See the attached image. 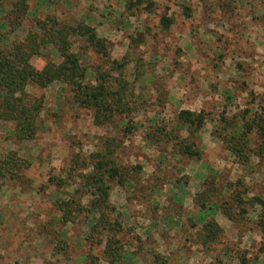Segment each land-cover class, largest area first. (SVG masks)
I'll return each mask as SVG.
<instances>
[{
    "label": "rangeland",
    "instance_id": "374dc122",
    "mask_svg": "<svg viewBox=\"0 0 264 264\" xmlns=\"http://www.w3.org/2000/svg\"><path fill=\"white\" fill-rule=\"evenodd\" d=\"M13 1L0 0V25ZM135 1L27 0L25 24L9 35L7 43L24 38L29 16L46 14L93 26L108 41L109 56L102 57L83 40L73 39L72 51L87 70L85 81L93 82V76L109 71L117 80H127L138 102L128 116L115 115L110 123L95 125L92 110L73 102L67 84L26 87L32 95H43L36 137L17 141L14 123L0 121V156L17 150L30 162L22 171L26 182L21 187L0 180V264H107L102 245L85 240L91 223L85 221L84 212L74 213V220L64 223L55 201L74 198L87 206L91 198L81 188L80 176L91 169L90 153L111 140L119 165L131 170L140 167L131 172V186L110 189L115 210L108 220L121 223L118 238L126 250L116 264H155L152 253L166 256L168 264H240L242 257L247 264H264L254 222L258 208L245 220H229L230 226L204 248L196 244L198 217L222 214L211 210L202 216L191 201L205 176L214 181L211 202H218L222 187L237 178L245 179L250 194L264 198V160L257 165L253 157L250 163L240 164L208 135L221 126L216 121L221 111L230 117L248 108L250 116L259 111L258 103L264 105V0H152L150 10L145 2ZM164 14L172 18L168 29L159 25ZM48 54L47 58L33 56L31 64L40 69L47 60L60 61L51 48ZM111 61H115L113 71ZM201 96L206 100L202 102ZM200 107L209 113L200 138L195 139L201 149L200 164L197 158L173 154L168 143L145 142L153 121L174 127L180 109ZM255 145L253 136L250 146ZM148 185L158 190L148 193ZM89 219L94 221L91 215ZM192 223L195 228H190ZM102 230L97 226L93 233L104 236Z\"/></svg>",
    "mask_w": 264,
    "mask_h": 264
},
{
    "label": "trees",
    "instance_id": "16d2710c",
    "mask_svg": "<svg viewBox=\"0 0 264 264\" xmlns=\"http://www.w3.org/2000/svg\"><path fill=\"white\" fill-rule=\"evenodd\" d=\"M143 2L149 10L154 5L152 0H136L134 4ZM28 14L27 0H14L11 8L3 15L4 22L0 25V121L14 123L13 135L17 141L34 139L41 127L38 118L43 109V95H32L26 90L28 85L46 88L53 82L67 84L72 92L73 102L92 110L95 125L108 124L115 115L128 116L135 110L133 106L138 101L135 99L133 88L124 77L120 81L109 71H103L93 76V82L85 81L87 70L81 65L79 54L72 51L73 39L83 40L102 57L109 56L108 41L99 37L93 26L84 22L67 23L54 14H46L42 18L29 16L28 31L24 38L7 43L9 35L25 24ZM171 24L172 18L168 15L164 14L160 17L161 28L168 29ZM49 48L56 57L60 58V61L47 60L42 68H35L30 62L31 58L35 55L47 58ZM114 62L111 61L112 71L115 70L112 66ZM125 64H120L118 67L121 68ZM245 84V82L241 83L243 91L247 86ZM255 98L252 97L250 103H254ZM228 99L230 96H227ZM257 106L259 111H253L250 116H248V108L230 117L225 115L224 110L221 111L216 119L222 123L221 126H216L210 131L211 136H215L240 164L250 163L253 157L257 159V165L264 160V105L258 103ZM208 114L203 108L198 111L180 109L175 117L174 127L167 128L162 123L153 121V130L145 134V142L150 145L168 143L173 154L200 159L201 149L196 145L195 139L200 138L201 131L209 120ZM126 130L129 131L130 127ZM181 131H184V134ZM253 136L256 145L251 147ZM106 144L107 147L102 150ZM113 145L112 140L108 143L103 141L100 150L90 153L91 169L80 176L83 179L81 188L87 191L91 198L87 206L81 205L80 201L74 198L55 201L56 206L63 212L61 220L64 223L72 222L74 213L84 212L85 221L91 223L85 240L90 245H102L101 253L107 264L120 262L126 254L125 243L118 238L122 232L121 223L108 220V215L115 210L109 201L110 189L112 185L131 186L130 184H133L131 172L140 170L138 166L131 170L119 165L114 158ZM29 166L30 162L21 157L17 150H9L5 155L0 156V180H12L21 187L23 182H26L22 171ZM50 180L52 182L54 178ZM155 187L148 185L145 188L148 193H152L158 190ZM213 187L214 181L205 176L200 191L192 199L198 211L202 216L207 211H219L228 220L233 221L236 218L245 220L251 211L258 208L254 222L260 231L259 252L264 254V198L258 194H250L245 179L237 178L235 181H227L222 187L218 202H211V197L215 194ZM78 191L79 189H75L74 192ZM90 215L93 216L94 221L90 219L88 221ZM210 215L213 216L207 213L204 218L198 217L201 226L197 229L196 244L204 248H208L211 242L216 241L223 231L213 217L209 218ZM195 225L192 223L190 228H195ZM97 226H102L105 231L104 236L93 233ZM152 257L155 264H168L166 256L152 253ZM240 262L247 264V259L242 257Z\"/></svg>",
    "mask_w": 264,
    "mask_h": 264
},
{
    "label": "crops",
    "instance_id": "0c3cea01",
    "mask_svg": "<svg viewBox=\"0 0 264 264\" xmlns=\"http://www.w3.org/2000/svg\"><path fill=\"white\" fill-rule=\"evenodd\" d=\"M201 98H202V102L204 101V100H206V97H204V96H201ZM198 99H200V97L199 98H197V101L196 102H198ZM201 108V107H200ZM200 108H198V109H196V111H198V110H200ZM191 110V109H190ZM208 135L209 136H211V134H210V132L208 133ZM212 138L211 139H215V140H217V138H215V136H211ZM211 140V141H213V144L214 145H216V144H219L220 142L218 141V142H215V140ZM207 146H209L208 144H207ZM197 164H200L201 163V160L199 159L197 162H196ZM206 173L205 174H208L207 172H210V171H205ZM202 182V181H201ZM194 195V194H193ZM193 195L191 196V197H193ZM190 197V198H191ZM191 201H192V199H191ZM213 217V219L214 220H216L217 222H218V224L222 227V228H228L229 226H230V224L231 223H229L230 221L229 220H227V218H225V217H223V215L221 216L219 213H217V214H213V216H209V218H212Z\"/></svg>",
    "mask_w": 264,
    "mask_h": 264
}]
</instances>
